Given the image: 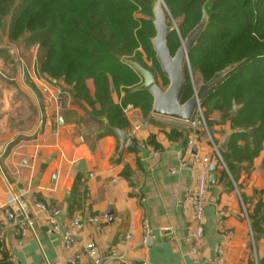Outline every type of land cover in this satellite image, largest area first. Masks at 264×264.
Listing matches in <instances>:
<instances>
[{
	"label": "crops",
	"instance_id": "obj_1",
	"mask_svg": "<svg viewBox=\"0 0 264 264\" xmlns=\"http://www.w3.org/2000/svg\"><path fill=\"white\" fill-rule=\"evenodd\" d=\"M8 49L14 62L7 65L0 59V232L6 226L0 259L8 254L13 264H94L86 248L94 241L104 264H212L220 257L217 246L224 249L221 264H260L264 237L255 238L249 213L264 199V147L250 172L243 167L235 181L229 171V177L222 176L214 160V144L221 152L225 137L234 131L230 122L210 130L199 127L198 118L183 121L153 111L145 116L128 104L127 131L136 125L140 129L122 150L120 138L104 131L103 117L77 102L69 86L53 79V93L67 90L64 107L43 93L32 78L36 43ZM88 85L94 92L92 80ZM113 96L120 101L117 93ZM195 145L216 164L198 254L187 240L196 224L186 202L194 178L188 168L180 167L182 156L192 161ZM12 194L22 198L33 222L25 237L10 225L4 211ZM35 199L60 208L64 228L78 215L86 220L85 227L75 231V246L67 248L58 233L49 231L47 215ZM104 214L108 217L98 223L89 220ZM144 217L152 229L147 242ZM113 249L123 258H112Z\"/></svg>",
	"mask_w": 264,
	"mask_h": 264
},
{
	"label": "trees",
	"instance_id": "obj_2",
	"mask_svg": "<svg viewBox=\"0 0 264 264\" xmlns=\"http://www.w3.org/2000/svg\"><path fill=\"white\" fill-rule=\"evenodd\" d=\"M159 1L0 0V57H9L8 47L1 45L2 32L7 17L18 6L19 13L9 27V41L38 43L42 74L69 86L72 97L91 114L128 130V104L147 116L154 103L148 90L134 91L142 84V77L129 61L149 69L157 82L161 79L163 84H170L153 45ZM162 8L168 25L173 27L168 38L173 54L207 17L189 54L192 70L186 68L187 88L182 102L194 94L192 74L197 83L207 82L234 65L201 100V108L210 130L215 124L231 123L234 131L228 148L221 150L225 165L219 159L216 162L222 176L229 177L230 172L238 181L240 170L246 167L250 172L264 147V0H163ZM89 80L93 81L94 92ZM114 93L120 97L119 102H115ZM215 113L219 114L217 120L213 118ZM252 128L255 131L251 135ZM249 217L255 238L264 237V199L257 202ZM259 263L264 264V259ZM0 264L13 263L4 254Z\"/></svg>",
	"mask_w": 264,
	"mask_h": 264
},
{
	"label": "built area",
	"instance_id": "obj_3",
	"mask_svg": "<svg viewBox=\"0 0 264 264\" xmlns=\"http://www.w3.org/2000/svg\"><path fill=\"white\" fill-rule=\"evenodd\" d=\"M33 80L40 86L41 90L45 93L51 94L56 101L59 107H64L67 105V90L66 89H59L58 93H53L52 89L54 87L53 79L48 78L40 71V67L36 66L34 68V72L32 75ZM200 119L203 120L204 126L207 127L206 120L202 111L200 109ZM198 118V117H196ZM195 120L194 122H196ZM140 129V125H136L132 130L128 131L129 138L131 139L134 137L135 132ZM190 144H194V138L190 137L189 140ZM216 154L214 160H220L224 165L225 161L219 148L216 144H214ZM213 157L210 155L200 154L199 152L194 154L192 161L186 160L184 156H182V161L180 164L181 168H188L194 178V183L191 189L189 190L186 202L188 208H190L194 214L196 224L195 227L190 230L187 240L192 244V250L195 253L200 252L201 242L204 239L205 235V226H204V218H205V207L209 202V194H210V176H211V166L213 164ZM177 170L172 169L171 172L175 173ZM35 204L38 209L42 212H45L49 221V231L58 233L64 245L67 248H71L77 244V240L75 237V231L81 230L86 225V220L81 216L78 215L74 217L70 223V225L66 228L63 227L61 216L62 210L56 207H50L41 200L35 199ZM21 207V209H20ZM20 210H23L21 213ZM5 214L10 222V225L15 227L18 234L22 237L28 235L29 231L32 227V220L27 215V208L25 206L24 201L18 195L12 194L9 196L7 200V204L4 206ZM20 213H19V212ZM247 212V210H245ZM221 213H226L222 211ZM108 215L104 214L103 216H92L89 218L90 221L98 223L101 219H106ZM143 229H144V236L143 242H147L149 239L152 229L149 223L148 217H144L143 219ZM1 238L6 234V226L2 227L0 232ZM130 236L129 234L127 235ZM87 252L91 258H93L94 264H104L103 260L98 256L97 245L94 241H89L86 244ZM217 250L219 251L220 257L217 261L212 264H221L224 260V249L221 246H217ZM110 256L114 259H122L123 256L119 254L116 249L111 251ZM79 264H86L85 262H80ZM139 264H149L146 261H143Z\"/></svg>",
	"mask_w": 264,
	"mask_h": 264
},
{
	"label": "water",
	"instance_id": "obj_4",
	"mask_svg": "<svg viewBox=\"0 0 264 264\" xmlns=\"http://www.w3.org/2000/svg\"><path fill=\"white\" fill-rule=\"evenodd\" d=\"M163 0H160L155 9V26L156 36L153 39L154 49L156 51L157 59L161 65L163 74L169 79L170 84L166 89H163L156 81L155 75L149 69L142 66L140 63L130 60V64L143 77V82L134 91L148 90L153 98V112L159 115L176 118L183 121H193L196 114L200 112L201 100L204 99L211 90L218 85L223 77L234 68H226L216 73L209 81L204 82L195 88L194 94L187 101L182 102L183 96L187 88L186 68L190 69V51L201 35L207 17L203 18L199 25H197L182 41V45L178 48L175 54L172 53L168 38L173 27L168 25L166 14L162 8ZM56 80V79H54ZM237 111V106L234 108V113ZM199 127L204 125L203 120L197 122ZM243 130L242 128L240 129ZM105 132L112 133L118 136L121 140L122 150L129 142L130 138L127 130L113 127L109 122H105ZM255 128L250 130L252 135ZM230 136L227 135L222 143V148L227 150ZM135 145L136 142H132ZM193 152L197 153V146L193 147ZM216 164L211 166L210 184H215L216 180Z\"/></svg>",
	"mask_w": 264,
	"mask_h": 264
},
{
	"label": "rangeland",
	"instance_id": "obj_5",
	"mask_svg": "<svg viewBox=\"0 0 264 264\" xmlns=\"http://www.w3.org/2000/svg\"><path fill=\"white\" fill-rule=\"evenodd\" d=\"M20 4V1L17 3V5H19ZM19 10H20V8L18 7V6H16L15 7V9H14V11H13V13L12 14H10L8 17H7V19H6V21H5V26H4V29H3V32H2V43H1V45H3L4 44V46L6 45L7 47L8 46H17L18 48H20L21 46H28V45H26L24 42H16V43H11L10 41H9V38H8V32H9V27H10V24H11V22H12V20L18 15V13H19ZM137 16L138 17H142V14H140V13H138L137 14ZM172 20V22H173V24L174 25H176L177 27H178V24H177V21L176 20H174L173 18L171 19ZM7 41H8V43H7ZM36 46H37V53L34 55V56H36L35 58H34V65H35V68H36V66H39L40 67V61H39V58H38V52H39V46H38V43H36ZM20 51V50H19ZM144 55L147 57V53L145 52L144 53ZM4 59L3 61L7 64V65H9V64H11V63H13L14 61H13V59L11 60V56H10V58L9 57H5V56H2V57H0V59ZM33 62V61H32ZM9 63V64H8ZM150 63H151V59H150ZM10 66H12L13 67V65H10ZM191 66V65H190ZM190 69H191V67H190ZM192 70V69H191ZM192 73V72H191ZM191 78H192V81H193V84H194V86L196 87V88H198L199 87V85L200 84H202V83H204L203 81H201V82H199V83H197L196 82V79H197V77L196 76H194L193 74L191 75ZM61 83H63V82H61ZM163 89H166L168 86H169V84H163V81L161 80V79H159V81L157 82ZM67 85L65 84V83H63L62 84V87H66ZM60 88V87H59ZM39 89V88H38ZM62 89V88H61ZM44 93V92H43ZM16 94V93H15ZM20 108H21V110H23V107L22 106H20ZM196 116L199 118L200 117V114H196ZM194 123V122H193Z\"/></svg>",
	"mask_w": 264,
	"mask_h": 264
}]
</instances>
